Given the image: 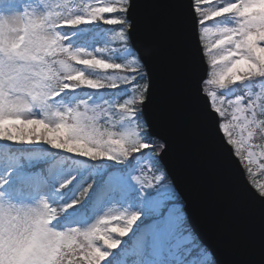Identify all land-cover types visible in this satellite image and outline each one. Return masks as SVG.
I'll list each match as a JSON object with an SVG mask.
<instances>
[{
    "label": "snow or ice",
    "instance_id": "6c2138e0",
    "mask_svg": "<svg viewBox=\"0 0 264 264\" xmlns=\"http://www.w3.org/2000/svg\"><path fill=\"white\" fill-rule=\"evenodd\" d=\"M12 2L15 3V0ZM57 7L60 10L55 14L47 11L34 16L25 11L9 18H0V140L21 143L42 140L54 149L78 153L91 160L126 159L144 149H150L156 155H167L171 134L163 130L166 128L162 121L158 127L152 115L155 87L148 71L151 53L145 48H138L131 66L111 62L103 56V47L97 48L95 52L77 49V38L71 37L69 30L101 20L108 25H121L117 37L121 46L129 42L127 33L133 30L171 35L176 38L174 72L177 80L184 82V64L179 55L183 48L180 0H166L162 8L142 0H112L110 3L100 0L99 6L97 3L89 4L86 0H68ZM197 10L201 25L199 39L211 66L209 78L200 82V94L207 93L211 98V107L221 118L231 116L227 123L219 124V129L227 137V145L234 148L235 155L242 161L247 160L245 167L251 175L249 166L255 163L253 157L257 154L248 151L246 156L242 155L246 141L234 137L237 128L247 130L249 140L257 130L264 133V119H259L264 117V0H233L226 6L208 7L206 10L199 7L197 0ZM105 13L112 14V18L105 17ZM117 13L119 15H113ZM224 13L238 18L235 27L214 30L204 25V21ZM61 23L66 27L57 28ZM213 31L216 37L209 42ZM57 53L63 54L64 58L45 61V56H55ZM72 61L84 67H75ZM55 64L60 66L59 69H54ZM88 70L118 73L121 79H98L86 75ZM245 82H252L254 87L238 95L234 101L228 100L231 112L217 106L218 100L221 104L223 100L208 87L211 85L225 89ZM118 84H130L133 98L113 104L105 99L108 93L91 91L85 93L88 98L80 99L78 104L73 105L69 100L70 97L80 96L77 90H84L85 87L91 90L114 89ZM256 85H261L259 91ZM22 93L23 100L20 98ZM188 98V86L176 92L167 120L189 131H197L204 121L214 117L211 113L192 111L188 106ZM59 102L70 106L55 112L54 122L42 117L41 110L46 105ZM149 107L151 115L146 116L145 109ZM33 110L35 114L28 115ZM101 115L108 121L117 117L119 124L132 118L134 127L119 133L102 131L98 126ZM9 121L18 122L11 125L16 129L15 134L6 126ZM61 132V135L49 136V133ZM141 134L148 138L147 143L141 141ZM260 139L264 140V135ZM260 147L259 156L264 157V144ZM223 163L226 167L227 162ZM259 167L264 168V164ZM142 182L148 187L158 182V178L154 181L149 170ZM254 186L259 190L261 212L264 214V184L254 182ZM87 191L85 189L84 193ZM235 201L241 210H245L243 192L235 194ZM56 212L55 208L47 204L42 208L20 209L0 204V264H64L66 257L75 255L77 249L82 259L69 261V264H84L85 261L86 264H101L107 253L95 246L94 241L99 239L105 248H115L119 241L113 238L112 233L119 237L125 236L138 219L136 213L127 216L105 215L84 231H55L50 225L56 218ZM113 222L116 226L110 228ZM77 235L82 239L73 248ZM33 237L38 241L37 245L25 252V247ZM65 244L70 249L67 252L63 250ZM252 249L253 238H241L232 264H252ZM261 264H264V260Z\"/></svg>",
    "mask_w": 264,
    "mask_h": 264
},
{
    "label": "water",
    "instance_id": "95a60500",
    "mask_svg": "<svg viewBox=\"0 0 264 264\" xmlns=\"http://www.w3.org/2000/svg\"><path fill=\"white\" fill-rule=\"evenodd\" d=\"M163 7L166 0H142ZM182 5L183 48L179 55L184 64V82L177 80L174 65L176 38L157 32H129L137 50L151 53L148 64L155 92L153 118L161 121L171 134L169 153L161 158L169 176L186 203L185 211L201 241L210 250L216 264H232L241 238L251 236L252 264L264 260V214L259 197L249 188L243 170L233 157L219 131V121L210 109L207 97L200 94V82L206 79L205 63L198 38L197 18L192 0H180ZM188 86V106L192 111L211 113L198 130H187L167 120L171 102L178 90ZM146 116L151 108L145 109ZM188 154V155H187ZM226 161V167L224 166ZM243 192L245 210L235 201V194ZM212 204L210 205V202Z\"/></svg>",
    "mask_w": 264,
    "mask_h": 264
},
{
    "label": "trees",
    "instance_id": "16d2710c",
    "mask_svg": "<svg viewBox=\"0 0 264 264\" xmlns=\"http://www.w3.org/2000/svg\"><path fill=\"white\" fill-rule=\"evenodd\" d=\"M207 1L208 0H199V7L201 9L206 10L208 7L215 8V7L223 6L221 3L209 5V4H206ZM104 15L107 18H112V14L105 13ZM113 15H119V14L117 13ZM199 19H200V16H199ZM233 21H234V18H232V14H229L227 19L216 18L212 21L206 20L204 21V25L206 27L216 30V29H221L224 27H232ZM99 23H100V27L94 29L96 31L94 32L93 35L90 36V38L86 39V42L88 44H94L98 47H103L104 48L103 56L107 59L108 55L110 54V56H112V53H113V52L111 53L110 48L115 46V43H111L113 39L112 36L114 37L118 36V31L121 28V25H108V24H105L102 20L99 21ZM215 37H216V34H215V31H213V36L212 35L209 36V42H211V40L214 39ZM105 51H106V55H105ZM206 59L208 62V57H206ZM210 70H211V66L209 65V71ZM89 76H95L96 78L102 79V80H110L108 77H106V75L102 74V72L101 73L94 72L93 74ZM113 77H115L114 74L112 75V78ZM122 85L123 84H118L117 87L115 88L118 90H115L113 92H110L111 89L91 90L85 87L84 89L86 90L80 91V96L76 97V102H77L76 104L79 103L80 99H87L88 96L85 95V93H89L91 91H99V92L108 93V95L105 96V99L109 100L110 102L112 99H115L117 97L122 100V97L124 95L130 94L129 89L124 91L125 88H123ZM208 87L210 90L217 92V95L220 96V98L223 100L221 108L226 109L225 107L226 100L228 98H235L238 95H242L245 91L252 89L254 87V84L252 82H245L243 84L231 85L228 88H225L223 90L215 86H211V85ZM220 94H223V96L221 97ZM140 139L143 142H148V138L143 134L140 135ZM259 141H260L259 143L260 145L264 144V140L259 138ZM26 144H29V143L28 142L21 143L19 141H16L17 147H20V148L18 150H11V152L15 154V157L18 159V161H22L21 162L22 164L29 165V162H32L33 164L36 165L34 167L35 169L41 168L42 172L44 173V176L50 182L51 181L54 182L55 175L58 173L57 170L59 168L69 169L72 172H76V173L83 172L82 178L74 181L75 182L74 191L79 192L78 198L79 200H82V201H84L85 199L88 200L89 197L92 195L94 186L96 185V182L98 181L99 175L101 173H104L107 175L110 173V171L113 172L114 170H118L115 168L116 164L121 165L124 163L125 164L128 163L130 164V168H132L136 166L138 159L143 158L145 155L150 154V156L154 158V161H155V164L158 170L163 171L161 165L157 161V155L154 154L153 151L150 149H144L141 152H139L138 155H136V153H133L131 156H129L126 159L125 158H117V159L103 158V159H96V160L90 159L91 161H86L83 159L70 157L65 154L56 155L51 152H45V151H40L36 149H26L25 148ZM43 158L46 159L45 162H41L38 165L37 161L42 160ZM247 174L251 178V180L254 181L256 184L258 182L259 184H261L260 183L261 180L258 177L253 175L254 174L253 170H252L251 175L248 173V170H247ZM85 189L88 190L86 193H84ZM81 193H84V194L81 195ZM106 193H107L106 186L97 187L96 190L94 191V196H93L94 200L100 199L101 197L106 195ZM163 209L164 211H166L167 207L165 206ZM176 212H177V217L179 218L178 220L180 222L182 221V223L185 224L186 222H185L184 214L181 213L180 208H178ZM149 214H152V212L151 213L149 212ZM158 216L159 214L153 215L154 221ZM79 221L80 220H78L75 224L70 225V227H73L74 225H78L80 223ZM151 224H152V221H147L142 226V228L138 230V233H136L134 236H129L126 234L123 237H119L116 234L115 237L113 238L117 239L119 243L117 244L115 248L104 249L105 252L108 250L107 254L109 252L110 253L108 255L106 254L107 256L101 261V264L111 263L112 260L116 257V255L117 254L120 255L121 252H126L127 256H130L133 250L135 251L137 247L142 246V244L146 241L145 238L147 237L148 232L151 229V226H150ZM189 233L191 232L189 231ZM191 240H192L191 242L192 245L190 246L189 249H187L186 255L185 254L183 255L186 261L187 259H190L192 264H205L204 262H206V264H214V261L209 255L208 251L202 245L196 242V239L193 235H191ZM77 244L78 242L76 241V244H74L72 247H76ZM111 257L112 259L110 260ZM81 259L82 257L79 251L77 250L75 255L68 256L67 259L64 260V264H69V261H76V260H81ZM129 259H132V258L129 257ZM84 264H86V261L84 262Z\"/></svg>",
    "mask_w": 264,
    "mask_h": 264
},
{
    "label": "rangeland",
    "instance_id": "374dc122",
    "mask_svg": "<svg viewBox=\"0 0 264 264\" xmlns=\"http://www.w3.org/2000/svg\"><path fill=\"white\" fill-rule=\"evenodd\" d=\"M87 3H97L98 6L100 4V0H86ZM106 2H108L106 0ZM56 0H15V3L12 2V0H0V18H9L13 15H19L24 13L25 11L29 12L31 15L34 16H40L45 14L47 11H50L51 13L55 14L59 9L56 7ZM63 24V23H62ZM95 52L94 50H86ZM45 61L46 56H45ZM46 70V69H45ZM20 98L24 99V94L22 93ZM68 107L65 104L56 103V104H49L46 105L41 110V115L43 118L48 119L49 121L54 122L55 116L54 113L57 111H63L66 110ZM35 110L33 112L28 113V115H34ZM91 115V112L89 113ZM32 118H40V117H32ZM13 122L9 121L6 125L9 127V130L12 131L14 134L16 132L15 128H12L11 125ZM103 122H102V116L99 118L98 126L103 128ZM28 127H32V125H29ZM39 127V126H37ZM102 130V129H101ZM103 131V130H102ZM239 131L241 129L239 128ZM60 133H49L51 136L59 135ZM62 134V133H61ZM246 141V145H249L251 142V139H244ZM14 141H7V140H0V143H3L7 146H10L13 144ZM249 151H252L256 153L253 157L255 161L260 160L259 152H256L252 149H249ZM263 158V157H262ZM13 157L8 152V147H0V204H3L5 206H14L15 209L20 208H42L45 204L49 205L54 201L55 195L53 194L52 186L48 185L45 182H39L37 175H25L24 170H18L15 168L14 164L12 163ZM36 176V178L34 177ZM68 174H60L57 179L63 180L67 178ZM10 180H13V182H18V184L15 187V191H12L11 186H8V189L12 192L8 194L7 187L8 182ZM116 184H118L121 188H124L122 190L123 193L134 188L135 185L138 184V178L135 176H128L124 179H115L114 181ZM10 185V184H9ZM23 187L19 190V187ZM29 185L35 186L36 190L33 192H29ZM32 191V190H31ZM117 199L114 197L111 198L105 205V207L100 210L97 215L95 216V219L88 223L85 228L82 230H87L91 228L100 218L101 216L105 215H112V214H122V215H129L133 208L132 205H123V206H117L116 205ZM13 215H15V211L13 212ZM115 222L111 224L109 227H114ZM134 230V226L132 227L131 231ZM56 231V230H55ZM154 234H157L158 237H164L163 240H160L159 243H155V252L158 253L161 251V246L167 247V240L171 237H169L172 234V231L170 232L168 227H163L161 230L154 232ZM38 241L35 237L30 239L28 245L25 247L24 251L28 252L31 251L33 247L37 245ZM151 264V263H148Z\"/></svg>",
    "mask_w": 264,
    "mask_h": 264
},
{
    "label": "bare ground",
    "instance_id": "6f19581e",
    "mask_svg": "<svg viewBox=\"0 0 264 264\" xmlns=\"http://www.w3.org/2000/svg\"><path fill=\"white\" fill-rule=\"evenodd\" d=\"M188 155V154H187ZM208 202H210V205L212 204V201L208 200Z\"/></svg>",
    "mask_w": 264,
    "mask_h": 264
}]
</instances>
